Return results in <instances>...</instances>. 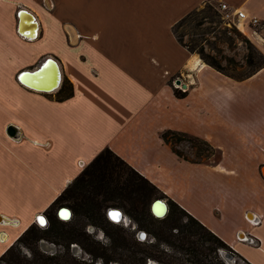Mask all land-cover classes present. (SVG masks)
Listing matches in <instances>:
<instances>
[{
  "label": "crops",
  "instance_id": "0c3cea01",
  "mask_svg": "<svg viewBox=\"0 0 264 264\" xmlns=\"http://www.w3.org/2000/svg\"><path fill=\"white\" fill-rule=\"evenodd\" d=\"M207 3L247 11L264 39V0L0 1V258L109 149L235 254L264 264V67L236 81L179 42L175 25ZM21 9L39 24L36 39L19 34ZM8 39L40 46L22 55ZM49 57L72 85L67 99L56 97L63 84L46 93L20 79L33 81ZM168 130L207 141L219 158L179 157L162 139ZM242 233L260 246L240 242Z\"/></svg>",
  "mask_w": 264,
  "mask_h": 264
},
{
  "label": "trees",
  "instance_id": "16d2710c",
  "mask_svg": "<svg viewBox=\"0 0 264 264\" xmlns=\"http://www.w3.org/2000/svg\"><path fill=\"white\" fill-rule=\"evenodd\" d=\"M206 5L207 9L192 11L174 27V33L179 42L191 53L196 52L195 47L186 45L178 36L176 28L182 23L198 18L203 13H205L204 18H209L210 13L215 10L211 3ZM201 56L205 64L236 81L246 80L264 67L263 63L258 69L245 76L231 75L202 53ZM72 95V85L65 80L57 94V99L64 100ZM175 95L184 98L186 93L175 90ZM169 135L178 137L180 141H190L194 146H204L208 153L217 152L207 141L199 137L172 130L161 135L167 143H169ZM176 153L182 157L178 152ZM125 174L126 178H124ZM114 195H118L119 206L129 215L135 230H142L147 235L145 241L137 239L136 231H128L120 227L115 235L109 232L110 227L118 223L115 224L110 220V223L105 222L102 210ZM158 200H166L168 203V213L164 218H157L152 212L151 204ZM57 205L68 207L72 211V219L69 221H62L59 217L57 219L54 212ZM46 216L48 217L47 227L42 228L37 224L30 226L0 258L1 263L84 264L83 261L71 255L72 244H78L94 262L103 260L104 264L112 261L121 264H147L148 260H155L160 264H225L220 255L221 251L233 254L234 257L237 256L246 262L217 235L109 149H105L57 198L46 211ZM82 217H87L103 230L110 240V245H102L101 242L85 233L81 223ZM184 218L187 219L186 222H183ZM42 240L56 244L63 242L65 252L44 254L39 248ZM23 248L29 251L30 256L23 253ZM109 252H113L118 257L105 258Z\"/></svg>",
  "mask_w": 264,
  "mask_h": 264
},
{
  "label": "rangeland",
  "instance_id": "374dc122",
  "mask_svg": "<svg viewBox=\"0 0 264 264\" xmlns=\"http://www.w3.org/2000/svg\"><path fill=\"white\" fill-rule=\"evenodd\" d=\"M1 1V0H0ZM213 5V4H212ZM42 6L47 9L54 8L53 3L50 4L42 3ZM214 6V12L210 13L209 18H204L205 13L200 15L196 19L182 23L176 29L178 36L181 37L182 41L189 46L195 47L196 52L194 53L202 62L201 53L209 58L211 61L219 64L223 67L229 74L237 76H245L258 69L264 63V41L258 39L256 41L252 38L251 34H245L242 29L234 25H227L221 19L219 10L217 9V4ZM21 7L17 6V8ZM16 8V10H17ZM208 6L205 4L199 8V10L207 9ZM207 11V10H206ZM11 47L18 49L21 53L31 54L38 50V45L32 46L33 48H26L25 46H18L15 42H12L11 39L7 40ZM47 42V41H46ZM233 61V62H232ZM176 80L173 81V86L175 85ZM64 84V83H63ZM57 92V91H56ZM54 92V93H56ZM57 97V96H56ZM169 144L175 152H178L182 157L188 160L193 161H209L217 160L220 156L219 152L208 153L206 147L204 146H194L190 141L179 140L178 137L169 135L168 136ZM126 174H128L127 169L125 168ZM125 174V177L127 175ZM156 198V197H154ZM153 198V199H154ZM151 200V202L153 201ZM120 199L118 195H114L110 201H108L102 210L103 220L107 223L109 222L108 210L109 209H118L123 212L124 219L120 223L110 227L109 232L112 235H115L118 231V228H124L128 231H136L137 239L140 241H145L146 238L142 239L138 236L139 232H144L142 230H135L134 223L131 221L129 215L126 211L119 206ZM153 206V203L151 204ZM62 207L68 208L66 206L57 205L54 209L56 217L58 219V210ZM47 217V216H46ZM76 218V217H75ZM48 220V217H47ZM63 221V220H62ZM69 221V220H68ZM187 219L184 218L183 222H186ZM82 227L84 232L88 235H91L96 241L101 242L102 245H110L109 238L105 235L104 231L101 230L97 225H95L87 217H82ZM48 225V221L43 224L42 228H45ZM40 250L46 255H53L57 252H65V244H56L52 241L42 240L39 244ZM23 253L30 256V253L27 249L23 248ZM70 253L73 257L83 261L84 264H104L105 261L98 260L94 262L91 259V256L83 251V249L78 244H72L70 246ZM222 253H227L226 251H221V258L225 261V264H247L239 257L235 256L234 263L230 262L229 259L223 256ZM118 256L113 254V252L107 253L105 258L116 259ZM0 264H3L0 262ZM109 264H121L117 261H112ZM147 264H160L155 260H148Z\"/></svg>",
  "mask_w": 264,
  "mask_h": 264
},
{
  "label": "built area",
  "instance_id": "2783aa9c",
  "mask_svg": "<svg viewBox=\"0 0 264 264\" xmlns=\"http://www.w3.org/2000/svg\"><path fill=\"white\" fill-rule=\"evenodd\" d=\"M217 9L220 12L221 19L224 22V24L234 25L238 27L239 29H242L243 32H245V34H247L245 31L246 28H250L255 38L262 39V41H264V39L261 38L262 30H263L262 23L258 18L250 16L245 10H242L240 8H232L229 5L224 4V3L218 4ZM26 40H29V39H26ZM24 73H21L20 76H23ZM174 83L177 87L180 88V90L186 91L185 89L181 87V85H177L176 82ZM45 218L47 220V217ZM247 220L252 226H258L260 224V221L256 217H252V218L248 217ZM39 225L43 227V224L40 223ZM238 239L240 242L248 244L252 247L258 248L260 246L259 239L250 233H242L238 237Z\"/></svg>",
  "mask_w": 264,
  "mask_h": 264
},
{
  "label": "bare ground",
  "instance_id": "6f19581e",
  "mask_svg": "<svg viewBox=\"0 0 264 264\" xmlns=\"http://www.w3.org/2000/svg\"><path fill=\"white\" fill-rule=\"evenodd\" d=\"M32 15L33 14H31V12H29V11L23 12L20 15L22 23H20V26H19L20 32L26 38H29L31 40L36 39L37 36H38V33H39V24L36 22L35 17L32 16ZM54 66H55L54 63H52V64L50 63L49 64V70H50V68H52L53 71H54V69H55ZM46 70H47V68L45 70H43V72L36 73L35 76L33 77V81L32 80L30 81V78L29 77H27V78H29V80L23 78L22 79L23 80V83L24 84H27V86H31V89L32 88H34V90L37 89L36 91H39V90H41V91H43V90H49V91H51V90H53L56 86L60 85V83L62 81V76L60 75V73H58V70L56 68L52 81L51 82H48V83L45 82V81L43 82L42 80L45 79L44 78V75H45ZM36 78H38L39 82L34 81V79H36ZM40 81L43 82V83H41ZM155 208H156L155 209V212L157 214H159V215H162L163 214V212L165 211V208L167 209V212H168V209H169V207L163 205L162 202L161 203H158ZM61 214L65 218H68V216H72L71 213L66 212V211L62 212ZM113 214L116 215V213H113ZM41 217L44 219L43 216H40V218ZM40 218H39V221H40ZM0 221H2L1 218H0ZM44 221L46 223L47 220L44 219ZM45 223H43V224H45Z\"/></svg>",
  "mask_w": 264,
  "mask_h": 264
},
{
  "label": "water",
  "instance_id": "95a60500",
  "mask_svg": "<svg viewBox=\"0 0 264 264\" xmlns=\"http://www.w3.org/2000/svg\"><path fill=\"white\" fill-rule=\"evenodd\" d=\"M27 10L26 9H21V11H20V14H22L23 12H26ZM20 23H22V21L20 22ZM19 34L22 36V37H25L21 32H20V30H19ZM26 39H29V38H26ZM30 40V39H29ZM52 64V63H54L55 64V66H56V68H57V70H58V73H60V75L62 76V81H61V83H60V85H58V86H56L53 90H51V91H49V90H43V91H41V90H39V91H41V92H46V93H52V92H56V91H58L59 89H60V87H61V85L63 84V74H62V72H61V69H60V67H59V65H58V62H56V61H54L52 58H48V59H46L42 64H40L39 65V67L37 68V70L32 74V75H35L36 73H40V72H43V70H45L48 66H49V64ZM28 73L27 72H25L24 74H23V76H25V75H27ZM22 76V77H23ZM21 79V81L23 82V78H20ZM176 84L177 85H181V81L180 80H178L177 82H176ZM31 87V86H30ZM184 87H186V85H184ZM7 134L10 136V137H13V138H16L17 137V129L14 127V126H10V127H8L7 128ZM261 173H262V175H263V177H264V166L262 167V169H261ZM163 203V205H165V206H168V203H167V201L166 200H158V201H155L154 203H153V206H152V212H153V214H154V216L155 217H157V218H164L165 216H166V214L168 213L167 212V209L165 208V211L163 212V214L162 215H159V214H157L156 212H155V207H156V205L158 204V203ZM169 207V206H168ZM64 211H66V212H69V213H71V215H72V211L69 209V208H62V209H60L59 210V212H58V215H59V217H60V219H62L63 221H68V220H70L71 219V217L72 216H68V218H65V217H63L62 216V212H64ZM113 213H116V215H114ZM108 217H109V220L111 221V222H113V223H120L121 221H123V219H124V215H123V212L121 211V210H118V209H109L108 210ZM138 236L140 237V238H142V239H144V238H146V234L144 233V232H139L138 233ZM223 254V256L224 257H226L227 259H229V261L230 262H232V263H234V258H233V256L231 255V254H227V253H222Z\"/></svg>",
  "mask_w": 264,
  "mask_h": 264
},
{
  "label": "snow or ice",
  "instance_id": "6c2138e0",
  "mask_svg": "<svg viewBox=\"0 0 264 264\" xmlns=\"http://www.w3.org/2000/svg\"><path fill=\"white\" fill-rule=\"evenodd\" d=\"M40 223L41 224L45 223V221H44V219L42 217L40 218Z\"/></svg>",
  "mask_w": 264,
  "mask_h": 264
},
{
  "label": "flooded vegetation",
  "instance_id": "af4514ba",
  "mask_svg": "<svg viewBox=\"0 0 264 264\" xmlns=\"http://www.w3.org/2000/svg\"><path fill=\"white\" fill-rule=\"evenodd\" d=\"M62 208H64V207H62ZM60 209H61V208H60ZM60 209H59V210H60ZM59 210H58V212H59ZM72 217H73V216H72ZM72 217H71V219H72ZM44 219H45V218H44ZM45 220H46V219H45ZM46 222H47V221H46Z\"/></svg>",
  "mask_w": 264,
  "mask_h": 264
}]
</instances>
